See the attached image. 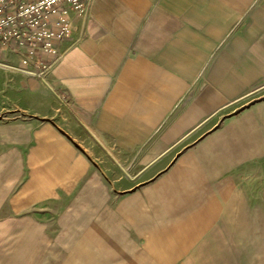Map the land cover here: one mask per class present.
<instances>
[{
  "label": "crops",
  "instance_id": "0c3cea01",
  "mask_svg": "<svg viewBox=\"0 0 264 264\" xmlns=\"http://www.w3.org/2000/svg\"><path fill=\"white\" fill-rule=\"evenodd\" d=\"M68 26L45 81L0 53L2 244L101 236L137 187L157 219L263 235L264 0H90Z\"/></svg>",
  "mask_w": 264,
  "mask_h": 264
},
{
  "label": "rangeland",
  "instance_id": "374dc122",
  "mask_svg": "<svg viewBox=\"0 0 264 264\" xmlns=\"http://www.w3.org/2000/svg\"><path fill=\"white\" fill-rule=\"evenodd\" d=\"M115 195L122 219H112L110 204L104 205L101 236L92 234L94 226H86L85 235L70 240L43 236L36 239L38 244L36 237L26 236L22 244L15 245L13 237L2 244L0 211V264H264V232L258 237L229 235L242 224L236 221L228 230L221 219L185 218L181 213L171 218L156 212L157 219L150 206L141 203L143 193L138 187ZM132 195L135 200L128 203ZM131 208L135 219H148L147 227L128 222L126 211ZM253 226L248 221V231Z\"/></svg>",
  "mask_w": 264,
  "mask_h": 264
},
{
  "label": "built area",
  "instance_id": "2783aa9c",
  "mask_svg": "<svg viewBox=\"0 0 264 264\" xmlns=\"http://www.w3.org/2000/svg\"><path fill=\"white\" fill-rule=\"evenodd\" d=\"M90 0H0V53L21 54L24 70L45 81L58 56L57 43L68 35V14L83 11Z\"/></svg>",
  "mask_w": 264,
  "mask_h": 264
}]
</instances>
